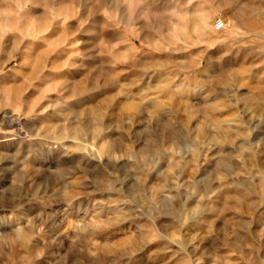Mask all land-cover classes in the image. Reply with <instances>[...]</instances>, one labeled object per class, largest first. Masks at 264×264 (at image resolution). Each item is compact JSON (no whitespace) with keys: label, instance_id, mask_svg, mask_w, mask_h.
<instances>
[{"label":"rangeland","instance_id":"374dc122","mask_svg":"<svg viewBox=\"0 0 264 264\" xmlns=\"http://www.w3.org/2000/svg\"><path fill=\"white\" fill-rule=\"evenodd\" d=\"M0 264H264V0H0Z\"/></svg>","mask_w":264,"mask_h":264},{"label":"built area","instance_id":"2783aa9c","mask_svg":"<svg viewBox=\"0 0 264 264\" xmlns=\"http://www.w3.org/2000/svg\"><path fill=\"white\" fill-rule=\"evenodd\" d=\"M213 25L216 30H222L224 28V21L222 18H216L213 22Z\"/></svg>","mask_w":264,"mask_h":264},{"label":"bare ground","instance_id":"6f19581e","mask_svg":"<svg viewBox=\"0 0 264 264\" xmlns=\"http://www.w3.org/2000/svg\"><path fill=\"white\" fill-rule=\"evenodd\" d=\"M223 29H225V23H224V28H223ZM223 29H222V30H223Z\"/></svg>","mask_w":264,"mask_h":264}]
</instances>
